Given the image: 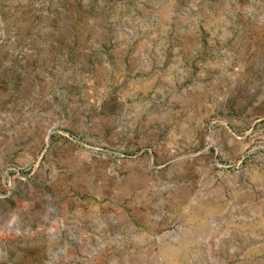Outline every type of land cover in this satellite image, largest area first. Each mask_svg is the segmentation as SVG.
<instances>
[{
	"label": "rangeland",
	"instance_id": "374dc122",
	"mask_svg": "<svg viewBox=\"0 0 264 264\" xmlns=\"http://www.w3.org/2000/svg\"><path fill=\"white\" fill-rule=\"evenodd\" d=\"M0 264H264V0H0Z\"/></svg>",
	"mask_w": 264,
	"mask_h": 264
}]
</instances>
